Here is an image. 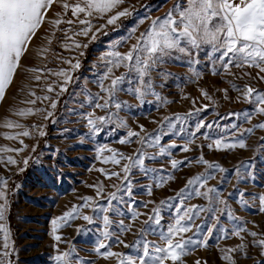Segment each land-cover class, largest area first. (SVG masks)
<instances>
[{"label":"snow or ice","instance_id":"6c2138e0","mask_svg":"<svg viewBox=\"0 0 264 264\" xmlns=\"http://www.w3.org/2000/svg\"><path fill=\"white\" fill-rule=\"evenodd\" d=\"M57 3L62 7V12L55 13L56 18L49 19L48 12ZM123 3L124 0H71V2L69 0H0V102L4 100L6 91L12 84L15 74L21 66L22 57L28 51L32 39L46 21L56 29H59L61 24L74 25L78 23L82 25L83 27L75 32L74 36L66 35V41H73L74 46L79 48L82 45L75 42V36H87L92 31L93 18L102 19L107 16L106 24L101 25L103 28L116 24L122 17L132 15L127 8L117 11ZM68 11H71L74 19L64 18ZM110 13L112 14L109 15ZM148 19L151 20V23L147 29L137 36L138 29L133 27L128 37L123 41V43H127L128 40L135 38L136 42L130 45L128 51H119L120 42H117L112 45V50L101 58L104 61V70L96 76L94 81L99 91L93 93L86 84L81 86V92L86 99L80 107L92 109L80 113L86 121L88 138L95 137L106 126L115 125L116 128L127 129L126 135L118 141L121 145L135 142L140 147L131 155H125L107 145L99 146L96 149L102 163L120 166V171L109 172L105 168L97 170L108 179L117 177L120 184L113 185L116 190L106 196L104 195L103 182L90 185L96 189V197H80L79 199L82 201L80 205H73L69 211L52 221L53 239L58 242L55 245L57 254L53 257L55 264H95L94 260L80 257L74 246L67 251L59 249L62 237L56 234L58 227L62 223L79 217L89 224L95 222L102 224V228L96 230L99 233V238L96 240L93 251L99 258L105 260L115 258L117 264H183V257L191 252L192 247L208 246V238L212 236L213 230H217L221 234V238L231 235L243 240L241 233L246 229L240 223H233L229 229L221 221V216H226L229 221L240 220L224 197L223 189L209 185V181L215 178V172L224 173L228 170L218 162L205 159L203 155H200L195 161L189 160L188 157H185L184 160L175 158L169 160L172 170L179 169L186 161L206 166L203 173L188 178L184 187L174 196L168 197L158 204L151 200L138 202L134 196V170L149 178L156 187H164L169 181L174 180L175 176L163 175L162 169L150 167L146 161H156L162 156L171 157L170 150L176 147H180L183 152L191 151L190 145L195 143L196 134L201 129H212L213 123L198 121L194 126V131L187 132V122L194 113H176L173 114L174 119L173 116H165L159 122L154 121L158 123V128L149 133L143 125H139L140 131L131 129L119 113L133 107L127 100L121 99V93L135 97L139 101V106H143L146 102H152L147 100L148 96L155 97V100L159 102L158 106L169 103L170 101L156 91V88L163 87V84L157 85L153 74L156 73L161 80H166L172 74L166 69L161 70L162 66L175 60L183 62L188 67V71L191 73L189 79L199 80L202 78L203 71L199 70L197 66L204 64L208 66L213 75L231 76L233 80L228 83L239 94L236 97L237 101L246 102L252 108L251 111L245 110L242 113L230 115H235L238 118L243 117L248 123H251L254 116L264 115V90H259L247 82L242 87L234 82L243 80L245 77L264 82V0H176L173 7L163 17H144L138 23L143 24ZM100 30V28L96 29V31ZM95 38V34H93L92 39ZM64 46L70 47L67 42ZM86 46L83 45V47ZM202 53L203 56H201ZM66 62L71 65L72 70L81 67L79 60L75 64H72L71 60ZM121 68L124 71L117 75V71ZM233 68L241 71L233 72ZM244 69H256L255 76L250 71H243ZM30 71H36V69H30ZM54 74L64 78L60 90L61 92L67 91L66 85L73 79L70 71L61 70ZM35 79L39 80L40 77L36 76ZM53 90L49 86L48 91ZM219 91L224 92L225 99L228 98V89H219ZM201 93L205 99H212L207 90L202 89ZM37 99L49 100L50 97H37ZM28 103L35 104L36 100L28 101ZM51 107L53 109L56 107L55 101L51 103ZM207 108L208 105H203L201 108L195 109V113L198 114ZM96 110H101L105 114L96 115ZM31 113L32 109L29 108L18 110L16 114L27 116ZM48 115L50 116L51 113ZM3 126L9 129L24 127L18 121L12 120L6 121ZM231 127L237 129L236 124ZM255 129H264V122H259L249 128L238 129L239 136L243 137L245 133L251 135ZM185 133L188 138L182 145H177L174 141L162 144L163 137L166 135L183 136ZM30 134L28 130H23L15 135L5 133V136L8 139H17L19 136L27 137ZM40 135H45V133L40 132ZM233 135L236 134L233 133ZM133 137L136 138L135 141H133ZM204 139H209L207 133L204 134ZM81 142H83V138ZM20 143L23 145V140H20ZM207 147L223 151L234 150L237 147L243 149L247 147V144L243 138L236 139L235 142H226L225 138H217L212 140ZM149 148H154L156 151L149 152ZM23 150V148H0V152ZM106 152L110 155H104ZM0 162L13 165L17 163L12 156H8L6 161L0 159ZM23 163L27 165L28 160L25 159ZM250 168L251 165L247 163L238 165L234 171L237 180L254 178L250 171L247 176L242 171V169ZM223 183L224 179L221 180V184ZM7 184V179L0 177V200L4 201L0 204V234H2L0 264H11L10 257L13 247L9 227L2 223L6 219L8 210L7 196L4 191ZM141 187L149 195L152 194V184ZM233 194L228 193L229 196ZM235 195L245 207L249 206L244 190L237 188ZM97 197L106 200V203H100ZM193 198H202L206 204L187 203ZM252 199H258L260 211H264V194H252ZM113 201L116 203L114 204ZM149 204L155 205L150 209V212L139 210V206L148 208ZM82 209H91L95 215L83 214ZM166 209L172 211V216L164 224L162 223L164 221L163 212ZM109 213L125 217L129 222L125 223V218L114 221ZM141 216L146 217L141 222L144 227L133 233L137 236L133 242L126 243L121 237L132 232L133 225ZM197 220H202V224H197ZM204 224L208 225L206 233L202 232ZM188 233H193V235L189 236ZM150 235L158 236L159 241L148 239ZM198 235L200 238H197ZM250 235L255 238L259 234L251 232ZM252 244L264 249V238L254 239ZM113 245H123L129 251L127 253L113 251ZM246 248L247 245L242 243L237 248L220 249L221 259L227 261L228 264H236L231 254L237 251L244 252ZM196 264H200V261H197Z\"/></svg>","mask_w":264,"mask_h":264},{"label":"rangeland","instance_id":"374dc122","mask_svg":"<svg viewBox=\"0 0 264 264\" xmlns=\"http://www.w3.org/2000/svg\"><path fill=\"white\" fill-rule=\"evenodd\" d=\"M175 2L176 0H124L117 11L127 8L132 15L122 17L116 24L103 28L101 25L106 24L107 16L102 19L93 18L92 31L87 36H75V42L82 45L79 48L74 46L73 41H66V35L74 36L75 32L83 27L78 23L74 25L61 24L59 29H56L46 21L32 39L28 51L22 57L21 66L6 91L4 100L0 102V148L24 149L20 152H0V159L3 161H6L8 156H12L17 161L14 165L0 162V177H4L8 181L7 188L4 189L8 210L6 219L2 223L9 227L10 239L13 244L11 264H55L53 257L57 254L55 245L58 242L53 239L52 221L69 211L73 205H80L82 203L80 197H96V189L90 185L103 182L104 195L106 196L116 190L113 185L120 184L117 177L108 179L97 170L105 168L109 172L120 171V166L102 163L96 149L99 146L107 145L125 155H131L140 145L135 142L121 145L118 141L126 135L127 129L116 128L115 125L104 127L103 131L89 139L86 135L88 132L86 121L80 113L92 109L80 107L86 99L81 92V86L86 84L93 93L98 92L99 88L94 81L96 76L104 70V61L101 58L105 53L111 51L112 45L117 42H120L119 51H128L130 45L136 42L133 38L127 43H123L130 30L136 27L138 36L151 23L150 19L145 20L143 24H139L138 21L144 17H163ZM57 12H62L59 3L54 4L49 10L48 18H56L55 13ZM64 18L74 19L71 11H68ZM97 28L101 30L96 31ZM93 34L96 37L94 40L92 39ZM66 42L70 47L64 46ZM83 45L87 46L83 47ZM68 60H71L72 64L79 60L81 67L72 70L71 65L66 62ZM197 68L203 71V76L199 80L189 79L191 73H189L188 67L183 62L175 60L162 66L161 70L166 69L172 74L166 80H161L156 73L153 74L157 85L163 84V87H157L156 91L170 101L164 106H158L159 102L153 96L147 97L148 101H152L151 103L146 102L143 106H139V101L135 97L121 93V99L127 100L133 107L122 110L119 115L127 121L131 129L136 131H140L139 125H143L149 133H152L158 128V123L155 122L176 113H194L187 122V132L194 131V126L198 121L213 123L212 129H201L196 134L195 143L190 145L191 151L183 152L180 147H176L170 150L171 157L162 156L156 161H146L150 167L162 169L163 175L175 176V179L169 181L164 187H156L149 178L134 170V196L138 202L151 200L158 204L160 201L174 196L184 187L188 178L205 171L206 166L187 161L179 169L172 170L169 164L171 158L184 160L185 157H188L189 160L195 161L200 155H203L209 161L218 162L228 171L215 172V178L209 181V185L223 189L224 197L240 220L229 221L226 216H221V221L229 229L233 223H240L246 229L241 233L243 240L231 235L221 238V234L217 230H213L212 236L208 238V246L192 247L191 252L183 257V264H196L197 261H200V264H228L227 261L221 259L220 249L237 248L242 243L247 245L245 251L231 254L236 264H264V249L252 244L254 239L264 238V211H260L259 200L252 199V194H264V139H261L264 137V129H255L253 134L245 133L243 137L239 136L238 131V129L249 128L259 122H264V115L254 116L251 123L246 122L243 117L238 118L235 115H230L242 113L245 110L251 111L252 106L246 102L237 101L236 97L239 94L228 83L233 80L231 76L213 75L206 64L198 65ZM30 69H36V71H30ZM61 70L70 71L73 77L72 81L66 85L67 91L65 92L60 90L64 78L54 74ZM123 71L124 69L121 68L116 74L119 75ZM232 71L239 73L241 70L233 68ZM243 71H250L253 76L256 73V69H244ZM36 76H39L40 79H35ZM234 82L241 87L247 82L259 90H264V82L250 80L248 77ZM49 86L54 90L48 91ZM225 88L228 89L227 99H225L224 92L219 91V89ZM202 89L207 90L212 97L211 100L204 98L201 93ZM44 96H48L50 99H37V97ZM31 100H36V103H28ZM53 101L56 102L54 109L51 107ZM203 105H208V108L198 114L195 113V109L201 108ZM29 108L32 109V113L27 116L16 114L18 110ZM48 113L51 115L49 116ZM104 114L101 110H96V115ZM8 120L18 121L24 127L6 128L3 125ZM233 124L237 125V129L231 127ZM23 130H28L31 133L30 136H19L17 139H8L5 136V133L15 135ZM40 132H44L45 135H40ZM205 133L208 134L209 139H204ZM233 133L236 135L234 136ZM42 138H45L41 143L44 145L38 147ZM82 138L83 142H81ZM187 138V133L183 136L166 135L163 137L162 144L174 141L177 145H182ZM217 138H225L226 142H235L236 139L243 138L247 147L223 151H218L215 148L209 149L207 145ZM132 139L136 140L135 137ZM20 140H23V145ZM198 145L201 147H197ZM148 151L154 152L156 149L149 148ZM104 155L107 156L110 153L106 152ZM25 159L28 160L27 165L23 163ZM243 163L251 165V168L242 169V171L246 176L250 171L254 178L238 181L234 171L238 165ZM25 169L29 170L28 174L18 181L14 188L15 228L12 229L9 223L10 185L15 174ZM222 179H224L223 184H221ZM148 184H152L151 195L141 187ZM237 188L244 190L245 199L249 201L248 207L240 203L236 197ZM230 192L234 194L229 196ZM97 199L100 203H106V200L99 197ZM2 203L4 201L0 200V204ZM113 203L116 202L113 201ZM187 203L206 204V201L202 198H193ZM154 206V204H149L148 208L139 206V210L150 212ZM121 207L123 206L121 205ZM82 212L86 215H95L91 209H82ZM109 215L114 221L125 218L111 213ZM163 215L162 223L166 224L172 216V211L166 209ZM144 219L146 217L141 216L133 225L132 232L121 237L126 243H131L137 238L133 233L144 227L141 223ZM128 222L129 220L125 218V223ZM196 223L202 224V220H197ZM98 228H102L101 223L89 224L82 217L62 223L56 232L62 237V242H59L60 251H67L74 246L80 257L94 260L95 264H117L115 258L105 260L94 253L95 243L99 238V233L96 231ZM113 228L115 230V225ZM207 228L208 225L204 224L202 232L206 233ZM251 232H256L259 235L254 238L250 235ZM188 235L191 236L193 233H188ZM197 238H200L199 235ZM148 239L159 241V237L155 235H150ZM0 244H2V234H0ZM112 250L124 253L129 251L123 245H113Z\"/></svg>","mask_w":264,"mask_h":264},{"label":"trees","instance_id":"16d2710c","mask_svg":"<svg viewBox=\"0 0 264 264\" xmlns=\"http://www.w3.org/2000/svg\"><path fill=\"white\" fill-rule=\"evenodd\" d=\"M49 127V124H48ZM45 140V138H42L40 140V144L38 147L43 146L41 143H43ZM29 170L25 169L22 172H19L17 174H15L14 178L12 179L11 185H10V194H9V204H10V210H9V223L10 226L12 227V229L15 228V213H14V203H15V193H14V188L15 185L18 181L22 180L27 174H28Z\"/></svg>","mask_w":264,"mask_h":264}]
</instances>
